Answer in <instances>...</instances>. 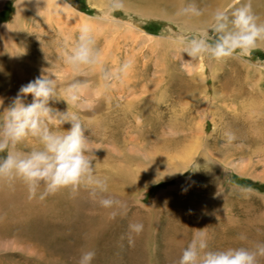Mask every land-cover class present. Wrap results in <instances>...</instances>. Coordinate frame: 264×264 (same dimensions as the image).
Instances as JSON below:
<instances>
[{
    "label": "rangeland",
    "instance_id": "rangeland-1",
    "mask_svg": "<svg viewBox=\"0 0 264 264\" xmlns=\"http://www.w3.org/2000/svg\"><path fill=\"white\" fill-rule=\"evenodd\" d=\"M66 1L79 13L67 15L27 0H0V68H7L0 85L6 86L12 76L10 60L22 68L16 73L26 80L23 85L44 70L54 74L58 95L74 80H87L89 87L71 111L90 129L86 135L94 163L108 180L105 195L124 205L104 208L98 203L93 210L83 205L86 218L97 216L95 222L83 223L97 228L92 245L81 240L87 243L82 250L96 253L91 264H177L199 231L207 233L209 250L264 242V47L222 61L190 59L179 39L201 29L191 20V28L184 29L176 21L127 8L109 12L108 0ZM85 24L93 29L103 64L76 69L64 63L63 53ZM126 59L133 67L119 74ZM18 91L1 89L0 113ZM32 99L31 94L24 98L26 104ZM51 106L61 112L68 108L63 99ZM54 125L60 131L70 127L58 120ZM202 127L201 149L186 170L180 169L182 157L174 158L175 163L158 157L193 146V131L197 136ZM226 132L234 135L230 142ZM32 147H40L33 137L18 145L23 151ZM83 189L86 204L93 202ZM19 194L29 196L27 187ZM134 222L144 227L133 234L130 245L129 224ZM11 234L0 231V264H78L77 247L64 256V241H58L54 253L45 230L36 233L43 236L37 240L43 252L21 249Z\"/></svg>",
    "mask_w": 264,
    "mask_h": 264
},
{
    "label": "clouds",
    "instance_id": "clouds-1",
    "mask_svg": "<svg viewBox=\"0 0 264 264\" xmlns=\"http://www.w3.org/2000/svg\"><path fill=\"white\" fill-rule=\"evenodd\" d=\"M45 2L47 4V0ZM124 8V0H108L109 12ZM201 14L195 4H188L176 13L177 16L195 17ZM179 42L183 45L182 53L190 59L207 56L222 61L234 56L245 57L252 49L264 44V22L254 13L250 2L234 8H217L211 13L206 27ZM63 61L76 69L103 64L90 25L81 26L76 42L63 53ZM132 67V60L126 59L118 73L126 74ZM88 87L87 80H74L63 95H58L57 80L47 70L21 86L12 103L0 113V153H5L0 156V181H22L29 199L39 195L43 200L61 189L76 193L84 187L101 207H124L113 196L105 195L109 191L108 180L98 174V165L94 163V149L86 135L90 129L71 111V106L81 99ZM29 94L33 99L26 104L24 98ZM59 99L67 102L68 108L64 112L51 106V102ZM55 120L60 125L70 124V127L55 130ZM225 136L229 142L234 139L230 132ZM29 137L37 139L40 147L20 150L18 145ZM112 215L114 217L116 213ZM143 227L140 222L129 224L130 245L134 243L133 234L139 235ZM95 255L94 250L83 251L78 264H91ZM261 258H264V242H257L252 247L209 250L207 233L199 231L182 250L177 264H259Z\"/></svg>",
    "mask_w": 264,
    "mask_h": 264
},
{
    "label": "bare ground",
    "instance_id": "bare-ground-1",
    "mask_svg": "<svg viewBox=\"0 0 264 264\" xmlns=\"http://www.w3.org/2000/svg\"><path fill=\"white\" fill-rule=\"evenodd\" d=\"M27 1V4L32 2L46 4L45 0ZM235 1L236 0H124V9L127 8V10L131 12H137L138 15L140 14L142 16H153L156 18L167 19L169 21H176L184 29L191 28V25L189 24V22H187L188 20H191L200 28H204L209 24L211 19V13L214 10H216L217 8H234V6H232L231 4ZM249 2L251 3L252 10L254 11V13L259 17L261 22H264V0H244L241 4ZM188 4H195L197 8L201 10L202 14L199 17L177 16V11ZM241 4L235 7H239ZM21 5L25 6L23 2ZM46 5L49 10L55 9L57 12L66 13L67 15H76L79 13L78 11L73 9L72 6L67 3L66 0H47ZM119 21L122 22L121 20ZM260 46L264 47V44H261ZM14 61L15 60H10V67L12 66V76L9 78L8 82L6 83V86L0 85V91L1 89L5 91L7 89L14 88L19 90L21 86L26 83V80H24V78L23 80H20L17 77V74H19V72L16 73L18 67H16L17 65H15ZM6 69V67L0 68V74L6 72ZM19 70L22 71V68H18V71ZM203 130L204 129L202 127L200 132L198 133L199 135L197 136H195L197 134V131H193V135L195 134L193 137L196 138L193 146L190 145L188 148L184 147V150L178 152L175 156L169 154H167L166 156H159L157 154L158 157H160L163 161H169L170 163L172 161L174 162V158L176 159L177 157H182V159L185 161L183 163L181 161L182 167L180 169L181 171H184V169L187 168L191 161L195 159L196 154H198L197 152L201 147ZM200 154L202 155V152ZM3 183L5 184L6 182L0 181V231L3 233H12L11 235H13V239L18 241V243L21 242L19 244V247L21 249L28 248L32 252L34 250L42 251L37 247V244H39L37 240L42 235L40 234V236L36 233L37 230L40 229L45 230L46 233H48V241L51 244L50 249L54 253L59 251L60 247H57L58 241H64V245L62 246L64 256L67 255L70 250L75 249L74 247H77L75 249V251H77L75 255L77 258H80V254L84 251L82 250V247L87 244H81L82 239L86 240L89 244L92 245V242H94V236L97 233V228L95 229L94 225L92 224L84 228L83 223L87 219L88 222L93 223L96 221L97 216L94 215L89 216V218H86L82 208L85 207L83 205H86L93 210L97 207L98 202L94 200L93 202H89L88 204H86L85 194L87 193V191H85L83 187H81L76 193H73L70 189H61L56 194L49 195L43 200H41L39 199V195L36 198L32 199H29V196L20 195L19 192H21L22 188L25 186V184L20 180H16L13 183H8L7 186H5L6 189L4 188V186L2 187ZM49 217H55L54 221L49 222ZM45 239L47 238L45 237ZM79 239V243L75 245L73 241H78ZM248 244L249 243L247 242V245ZM86 250L88 249L85 248V251Z\"/></svg>",
    "mask_w": 264,
    "mask_h": 264
}]
</instances>
